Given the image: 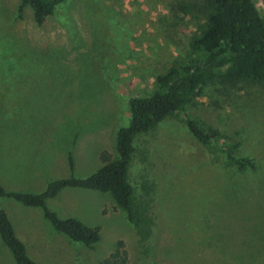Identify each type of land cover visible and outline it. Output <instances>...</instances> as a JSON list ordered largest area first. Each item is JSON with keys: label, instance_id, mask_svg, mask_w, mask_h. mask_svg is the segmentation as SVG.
<instances>
[{"label": "rangeland", "instance_id": "1", "mask_svg": "<svg viewBox=\"0 0 264 264\" xmlns=\"http://www.w3.org/2000/svg\"><path fill=\"white\" fill-rule=\"evenodd\" d=\"M20 1L0 0V184L35 194L54 180L90 176L104 151L118 157L129 99L154 94L156 77L185 58L197 23L177 10L193 0H66L42 25L30 7L17 18ZM253 3L264 21V0ZM188 114L217 130L220 145L239 141L236 156L253 159L255 169L225 166L218 147L202 145L169 116L137 137L128 175L155 219L151 237L139 238L109 193L65 188L46 200L60 219L99 228L91 247L56 231L41 208L0 198L29 258L264 264V88L209 84ZM0 264H16L1 239Z\"/></svg>", "mask_w": 264, "mask_h": 264}, {"label": "trees", "instance_id": "2", "mask_svg": "<svg viewBox=\"0 0 264 264\" xmlns=\"http://www.w3.org/2000/svg\"><path fill=\"white\" fill-rule=\"evenodd\" d=\"M66 0H21L17 18L30 7L37 25H42L55 8ZM177 10L196 21L185 58L155 79L156 91L150 96L129 99V125L116 136L118 157L112 160L104 151L102 166L90 176L63 178L49 182L40 193L8 191L0 184V198H9L26 206L41 208L44 218L69 240L91 247L100 240L99 228L88 227L76 218L60 219L46 207V200L55 198L65 188H79L109 193L126 213L141 240L153 234V219L146 202H138L128 180L135 154V140L145 136L169 116H178L189 133L202 145L219 148L223 164L238 172L254 170V160L236 156L240 142L220 145V133L204 129L188 114L209 84H258L264 88V21L253 0H193L179 3ZM68 164L74 167L72 156ZM145 190V188H143ZM0 239L10 250L16 264H36L29 258L24 243L17 238L13 225L0 209ZM115 255L99 264H116Z\"/></svg>", "mask_w": 264, "mask_h": 264}, {"label": "crops", "instance_id": "3", "mask_svg": "<svg viewBox=\"0 0 264 264\" xmlns=\"http://www.w3.org/2000/svg\"><path fill=\"white\" fill-rule=\"evenodd\" d=\"M16 139V138H15ZM0 144H1V142H0ZM12 143H9V145H11ZM3 149L2 148H0V151H2ZM0 156H3V155H0Z\"/></svg>", "mask_w": 264, "mask_h": 264}]
</instances>
